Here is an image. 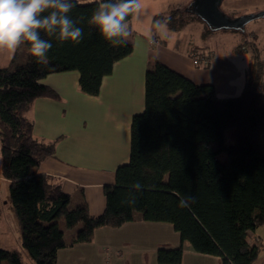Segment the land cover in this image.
<instances>
[{
    "label": "trees",
    "instance_id": "1",
    "mask_svg": "<svg viewBox=\"0 0 264 264\" xmlns=\"http://www.w3.org/2000/svg\"><path fill=\"white\" fill-rule=\"evenodd\" d=\"M94 6L77 0L70 13L85 17L79 44L42 33L53 44L47 65L29 54L20 63L13 57L10 67L0 68V176L9 181L21 248H0V264H24L22 254L33 264H56L59 249L91 242L97 228L135 220L170 224L181 242L198 254L219 257L222 264H253L258 248L245 236L264 223V61L255 35L235 48L249 54L237 96L219 97L211 84L197 85L156 61L148 65L144 110L130 123L129 162L117 167L114 185L103 187L101 215L91 216L84 199L72 206L57 181L37 172L39 164L53 156L55 142L34 138L28 113L36 98H58L40 80L76 71L79 91L96 96L113 65L131 53L130 44L112 46L86 22ZM162 17L170 18L171 31L196 23L204 30L202 37L211 32L179 7L153 18ZM245 32L240 34L246 37ZM198 50L190 48L191 56L196 65L207 67L208 55ZM220 155L226 162L218 160ZM137 182L143 185L138 191L132 187ZM177 193L195 202L181 208ZM133 197L135 203H128ZM60 221L73 231L68 243ZM182 255V246L159 249L156 261L179 264Z\"/></svg>",
    "mask_w": 264,
    "mask_h": 264
},
{
    "label": "crops",
    "instance_id": "2",
    "mask_svg": "<svg viewBox=\"0 0 264 264\" xmlns=\"http://www.w3.org/2000/svg\"><path fill=\"white\" fill-rule=\"evenodd\" d=\"M237 2H226L232 17L264 11V0H243L249 2V6L238 5ZM158 14L166 12L152 11L149 19ZM129 23L133 30V37L128 42L132 47L131 53L117 61L111 74L102 79L98 95L88 96L79 91V74L76 71L49 74L40 83L54 90L58 98H36L28 113L33 121L34 138L55 142L53 156L45 158L37 172L57 181L63 193L70 196L72 206L84 199L91 216L103 213V187L114 185L117 167L129 162L130 123L134 115L144 110V79L150 63L159 62L197 85L211 84L219 97H233L231 92L236 91L239 95L249 63L246 49L242 50L241 56L235 55L237 60L231 58L233 52L237 54L235 48L240 43L232 53L215 57L208 47L198 45L201 41L194 43L187 30L181 32L166 28L155 36L156 44H150L145 35L150 24L136 23L133 18ZM188 26L200 31V24ZM231 33L233 35L234 32ZM248 33L250 37L256 35L254 30ZM194 47L208 55L207 67L193 63L190 48ZM17 56L16 51L0 49V68L10 67L13 57L15 62L18 60ZM0 181L9 184L1 176ZM0 203V226L5 221V227L9 229L4 215L6 202L1 197ZM17 225L13 240H0L1 249L21 251L18 222ZM71 238L72 234L66 243ZM245 241L258 248L253 264H264V223L247 233ZM179 246L183 248L179 264H222L217 256L194 252L187 242H181L170 224L140 220L117 228H97L91 242L59 249L56 264H157L159 249Z\"/></svg>",
    "mask_w": 264,
    "mask_h": 264
},
{
    "label": "clouds",
    "instance_id": "3",
    "mask_svg": "<svg viewBox=\"0 0 264 264\" xmlns=\"http://www.w3.org/2000/svg\"><path fill=\"white\" fill-rule=\"evenodd\" d=\"M93 3L86 22L96 27L112 46L126 45L133 37L130 17L136 23L144 22L141 0H93ZM76 7L77 0H0V49L15 52L21 45H27L36 62L47 65L53 44L42 33L59 42L79 44L83 40L84 29L80 25L85 17L70 15ZM169 23L168 17L151 19L145 33L150 44H156L155 36L162 34ZM132 187L138 191L143 185L137 182ZM127 202L135 203V197ZM194 202V197L180 196L178 206L189 207Z\"/></svg>",
    "mask_w": 264,
    "mask_h": 264
},
{
    "label": "rangeland",
    "instance_id": "4",
    "mask_svg": "<svg viewBox=\"0 0 264 264\" xmlns=\"http://www.w3.org/2000/svg\"><path fill=\"white\" fill-rule=\"evenodd\" d=\"M80 2H93V0H79ZM192 0H141L142 3V11L144 13V16L146 14V16L143 18L144 22L146 24H150L151 19H149V13H151L152 11H154L155 13H161V12H166L168 13L171 9L173 10V8L175 7H179L181 10H183V12H185L188 8V6L190 5ZM231 0H223L220 6V10L226 14L227 16H231V10L225 6L226 2ZM237 4L238 5H247L249 6L250 3L249 2H243V0H237ZM252 3V2H251ZM147 27V26H146ZM187 30L188 33H190V35L192 36L193 42L194 43H199L201 41L200 44H198L199 46H203V47H208L214 54L215 57L218 56H222L225 53H228L231 51V53L233 52V48L238 44L241 43V41H252L251 37L248 36H244L240 33H233V35H231V31H211V32H206V36L203 39L202 37H199L203 34L204 30H201L198 32L197 29H194L193 27H189L188 25L183 29ZM245 31H247V33L250 30H254V32L256 33L255 35V41L257 44H259L258 48L261 51L260 53L262 54V59L264 61V18L262 19H256L254 21L249 22L248 24L245 25L244 28ZM181 31V32H183ZM244 31V33L246 34V32ZM241 40V41H240ZM17 54H18V60L16 62H22L25 59V55H29V51L28 49L24 46L21 45L17 50H16ZM242 52V51H241ZM238 52L237 54H231V58H235L237 60V56H241L242 53ZM237 55V56H235ZM235 56V57H233ZM202 67H205L204 65H200ZM238 92H231L232 96L237 95ZM230 143L229 142V138L226 139V144ZM218 160L222 163L226 162V159L224 156H218L217 157ZM0 197L2 198V200H4L5 206H4V215H5V220L9 226V229L7 227H5V221H2V225L0 226V240L2 239V241H9V240H13V233L17 232V222L14 216V211L10 202V197H9V184H3L0 181ZM3 226V227H2ZM60 228L61 230L64 232V238L65 240L69 239V235L72 234V230H67L64 226V223L62 221H60ZM7 231V234H4L3 232ZM14 246H16V244H13ZM19 245V244H18ZM4 246V245H3ZM20 247V246H19ZM18 247V248H19ZM22 259H23V263L24 264H33V262H31L28 258H26L24 256V254H22ZM3 264H7V263H3Z\"/></svg>",
    "mask_w": 264,
    "mask_h": 264
},
{
    "label": "water",
    "instance_id": "5",
    "mask_svg": "<svg viewBox=\"0 0 264 264\" xmlns=\"http://www.w3.org/2000/svg\"><path fill=\"white\" fill-rule=\"evenodd\" d=\"M223 0H192L185 12L199 18L210 31H236L243 33L245 25L264 17V11L230 17L220 10Z\"/></svg>",
    "mask_w": 264,
    "mask_h": 264
},
{
    "label": "built area",
    "instance_id": "6",
    "mask_svg": "<svg viewBox=\"0 0 264 264\" xmlns=\"http://www.w3.org/2000/svg\"><path fill=\"white\" fill-rule=\"evenodd\" d=\"M193 63L196 65L197 62L195 60H193Z\"/></svg>",
    "mask_w": 264,
    "mask_h": 264
}]
</instances>
